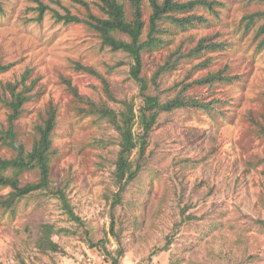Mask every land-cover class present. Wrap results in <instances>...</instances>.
Returning <instances> with one entry per match:
<instances>
[{
    "label": "rangeland",
    "instance_id": "374dc122",
    "mask_svg": "<svg viewBox=\"0 0 264 264\" xmlns=\"http://www.w3.org/2000/svg\"><path fill=\"white\" fill-rule=\"evenodd\" d=\"M40 1L49 9L38 21V0H0V62L12 64L0 72V84L20 79L27 69L30 79L38 78L33 97L16 121L17 136L27 150L47 109H57L50 190L22 198L13 209L0 207V264H112L103 246L113 256L122 249L121 264H264V134L259 125H264V45L259 46L264 32L258 34L264 16L250 26L245 18L264 11V2L209 0L212 7L198 5L189 11L203 21L187 26L161 22L166 29L159 34L162 41L143 52L141 75L148 94L165 102L183 84L219 69L232 78L213 87L196 83L189 88L188 93L212 102L210 110L160 112L142 156L140 148L131 154L141 171L127 185L122 202L113 204L120 135L106 119L81 111L85 104L70 91L67 80L80 94L107 100L117 111L126 108V100L138 112L144 100L130 74L131 58L103 46L87 24L54 17V10H70L83 18L84 5ZM86 1L94 14L104 16L95 2ZM119 1L130 17L129 3ZM151 12L145 0L144 40ZM206 36L221 45L192 53ZM169 57L177 60L176 66L157 75ZM75 62L107 76L119 101L108 99L101 80ZM9 113L0 101V128L8 126ZM140 127L137 118V134ZM16 153L0 139V156ZM38 177L30 170L20 178L25 183ZM59 187L82 224L62 208L54 193ZM9 191L0 185V198ZM42 223L58 230L53 239L59 251L39 249Z\"/></svg>",
    "mask_w": 264,
    "mask_h": 264
},
{
    "label": "trees",
    "instance_id": "16d2710c",
    "mask_svg": "<svg viewBox=\"0 0 264 264\" xmlns=\"http://www.w3.org/2000/svg\"><path fill=\"white\" fill-rule=\"evenodd\" d=\"M72 1L86 7L87 13L85 16L81 18L72 14L70 10H67L65 14L54 10L55 19L65 23H85L97 32L103 46H107L113 51H124L128 54L131 58V77L139 83L144 100L138 112L135 111L134 105L126 100H122L126 108L122 111H117L109 105L107 100L100 99L97 101L80 94L77 87L72 85L70 80H67L70 91L80 102L85 104L81 111L106 119L120 135V149L117 153L113 171L115 183L118 185L113 204H118L122 202L127 185L137 178L142 168L139 160L135 161L131 154L140 148V155L142 156L147 144V137L154 129L160 112L173 111L184 107L210 110L211 101L204 100L202 96L190 94L187 91L196 83L213 87L219 81L230 80L232 76H228L223 69L209 72L194 81L183 84L178 94L165 102H162L157 95L146 92L148 83L141 75L143 52L155 47L162 41L159 34L162 31H166V29L160 25L161 22L168 19L177 25L187 26L194 25L196 21H203L205 20L203 16L190 14L189 11L195 9L198 5L212 7V2L209 0H148L152 7V12L149 17V32L145 40L142 38L146 26L144 19L145 0H126L130 7V17H128L125 4L119 0H92L98 5L104 16L94 14L91 11L89 2L86 0ZM259 1L264 2V0ZM38 2L39 15L37 20L41 21L49 6L40 0ZM262 16H264V11L245 15V18L248 19L247 25H252L257 18ZM263 32L264 24L260 27L258 34ZM121 34L126 35L128 38L121 37L123 36ZM198 43L197 48L193 49L192 53L206 49H216L221 45L211 36L203 37ZM263 45L264 39L259 46L262 47ZM176 63L177 60L169 57L161 66L157 75H160L164 70L175 67ZM75 64L78 68L97 76L101 80L104 93L108 99L119 101L111 88L107 76L98 72L93 66L85 65L81 62H75ZM11 65L0 62V72L5 71ZM30 75L31 69H27L20 79L8 80L0 84V101L10 108L8 126L0 128V139L4 145L17 151L16 155L11 158L0 156V185L10 188V191L0 198V207L4 209H13L22 198L32 193L50 190V183L52 182L53 132L57 125L56 107L50 105L43 122L36 125L38 135L34 138L30 150H27L25 143L18 138L16 132V121L22 115L24 105L33 97L32 90L38 82V78L30 79ZM137 118H139L142 130L139 134L134 130ZM259 125L261 126L260 132L264 134V125ZM30 170L38 172V180L23 183L20 178L21 174ZM54 193L59 196L62 208L70 219L82 224V219L74 211L65 189L59 187ZM112 231L115 233L114 223L112 224ZM39 232L40 237L37 245L42 252L60 250V245L53 239V235L58 233L53 224L42 223L39 227ZM102 248L105 253L111 256L112 264H121L122 249H118V256H113L112 252L107 250V248H104V246Z\"/></svg>",
    "mask_w": 264,
    "mask_h": 264
}]
</instances>
